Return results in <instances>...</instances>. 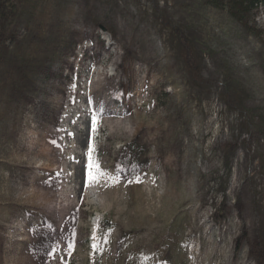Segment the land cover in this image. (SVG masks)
<instances>
[{
    "label": "rangeland",
    "instance_id": "374dc122",
    "mask_svg": "<svg viewBox=\"0 0 264 264\" xmlns=\"http://www.w3.org/2000/svg\"><path fill=\"white\" fill-rule=\"evenodd\" d=\"M0 24V264H264V4L25 0Z\"/></svg>",
    "mask_w": 264,
    "mask_h": 264
},
{
    "label": "trees",
    "instance_id": "16d2710c",
    "mask_svg": "<svg viewBox=\"0 0 264 264\" xmlns=\"http://www.w3.org/2000/svg\"><path fill=\"white\" fill-rule=\"evenodd\" d=\"M21 1L25 0H3L0 11L8 10ZM200 2L214 9L226 10L228 17L237 22H241L248 14L253 16V14H256L257 9L264 4V0H200ZM2 29L3 26L0 24V44L3 43Z\"/></svg>",
    "mask_w": 264,
    "mask_h": 264
},
{
    "label": "bare ground",
    "instance_id": "6f19581e",
    "mask_svg": "<svg viewBox=\"0 0 264 264\" xmlns=\"http://www.w3.org/2000/svg\"><path fill=\"white\" fill-rule=\"evenodd\" d=\"M87 65L90 66L89 63H87ZM70 119V118H69ZM94 121V120H93ZM83 122V121H82ZM91 125V126H90ZM80 129V128H79ZM81 131V134H80V137L78 138L77 140V147L79 148V146H84L87 141L89 139H91L93 137V129H92V124H89L88 120L87 122L85 121V124L83 125L82 129L80 130ZM80 149V148H79ZM87 159V158H86ZM88 175V174H86ZM76 179L78 178V175L75 177ZM88 180V179H87ZM91 180V179H90ZM84 182V179H83V175L81 176V183ZM156 222V221H155Z\"/></svg>",
    "mask_w": 264,
    "mask_h": 264
},
{
    "label": "snow or ice",
    "instance_id": "6c2138e0",
    "mask_svg": "<svg viewBox=\"0 0 264 264\" xmlns=\"http://www.w3.org/2000/svg\"><path fill=\"white\" fill-rule=\"evenodd\" d=\"M89 167H90V169H91L92 165L90 164V166H89ZM90 178H91V179H93V180H95V179H96V177H95V176H92L91 172H90Z\"/></svg>",
    "mask_w": 264,
    "mask_h": 264
}]
</instances>
